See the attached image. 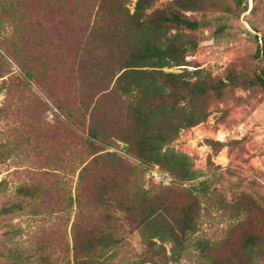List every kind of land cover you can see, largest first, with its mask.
I'll return each instance as SVG.
<instances>
[{"label": "trees", "instance_id": "trees-1", "mask_svg": "<svg viewBox=\"0 0 264 264\" xmlns=\"http://www.w3.org/2000/svg\"><path fill=\"white\" fill-rule=\"evenodd\" d=\"M36 1L53 17V37L38 44L48 56L33 61L41 64L43 74L36 76L28 61L20 62L23 76L15 77L10 86L29 88L30 82H38L67 129L85 132L79 137L87 152L82 153L83 159L93 157L82 167L76 188L77 216L85 226H81L82 234L73 226L74 264H175L198 231L203 201L208 199L203 182L186 187L174 184L166 190L144 189L137 181L141 166H131L114 153H97L121 142L142 166H158L178 182L197 178L190 158L170 144L181 131L204 122L211 104L222 101L239 86L236 72L230 69L224 78H217L203 68L181 73L164 69L188 66L186 57L199 45L195 33L213 25L212 35L222 37L226 17L205 18L206 11L219 5L209 0H169L159 7V0ZM232 1L237 7L243 3ZM19 7L16 1L0 0V12L15 13ZM220 7L224 13L231 12L225 4ZM246 10L243 7L241 12ZM187 12L201 13V18ZM21 42L30 43L22 37ZM259 56L264 58V38L257 50ZM0 64L6 71L0 77L10 73L2 57ZM255 84L264 93V69ZM37 147L43 149L45 144ZM13 149L15 145L5 149L7 156ZM102 162L107 164L104 173L99 172ZM54 163L62 162L54 157ZM72 165L73 160L69 167ZM90 174L95 180L86 192L84 179ZM35 180V190L18 187L17 194L25 198L2 207L0 214L31 207L23 199L35 201L32 207L37 209L47 194L64 197L58 175L49 182L45 177ZM169 191L174 193L173 199L164 196ZM72 201L63 199L62 204L71 205ZM128 240L138 243L135 258L115 263L106 257ZM165 241L171 243L169 255L162 245ZM246 242L254 244L251 238ZM197 245L209 264L241 263L237 252L217 258L205 250L203 242Z\"/></svg>", "mask_w": 264, "mask_h": 264}, {"label": "rangeland", "instance_id": "rangeland-1", "mask_svg": "<svg viewBox=\"0 0 264 264\" xmlns=\"http://www.w3.org/2000/svg\"><path fill=\"white\" fill-rule=\"evenodd\" d=\"M12 1L20 3L19 11L0 12V19L4 20L0 26V57L6 60L10 72L0 77V209L25 198L17 194L18 187L35 190L37 177H45L49 182L53 175H58L64 197L47 194L39 200L37 209L32 207L35 201L23 199L31 207L0 214V264H74L73 226L80 234L85 226L77 216L76 188L82 167L93 156L83 159L82 153L87 152L79 137L85 136V132L71 133L67 129L65 120L58 116L51 98L38 82H30L29 88L10 86L15 77L23 76L22 62L28 61L36 76L43 74L41 64L33 61L48 56L42 54L38 44L54 35L51 12L42 10L36 0ZM168 1L159 0L156 7ZM209 1L219 5L206 11L204 17L212 20L225 16L224 35L214 37L213 25L200 29L195 33L199 45L186 57L188 66L164 69L181 73L184 69L203 68L217 78H224L230 69L236 72L239 86L222 101L211 104L204 122L181 131L170 144L176 152L190 158L197 178L178 182L158 166H142L121 142L100 150L97 155L114 153L131 166H141L142 174L137 181L144 189L166 190L174 184L186 187L189 183L203 182L208 199L203 201L198 231L186 243L175 264H209L198 248L200 241L213 257L237 252L242 257L239 264H264V93L255 84L256 76L264 69V58L257 57L264 38V0H243L240 7L232 0ZM222 4L231 12L224 13ZM243 7L247 9L245 12H241ZM186 14L201 18V13ZM21 37L32 46L22 43ZM2 72L6 71L0 69ZM38 143H44L45 147L38 148ZM14 145L16 149L7 156L5 149ZM54 157L62 163H54ZM104 166L107 164L102 162L99 172H106ZM160 176L163 181L157 180ZM93 180L91 174L84 179L86 192ZM164 196L175 197L170 191ZM67 198H72L71 205L62 204ZM248 238L254 244L247 243ZM162 245L169 255L171 243L165 241ZM137 249V241L128 240L107 252L106 257L115 263L127 257L132 260Z\"/></svg>", "mask_w": 264, "mask_h": 264}, {"label": "built area", "instance_id": "built-area-1", "mask_svg": "<svg viewBox=\"0 0 264 264\" xmlns=\"http://www.w3.org/2000/svg\"><path fill=\"white\" fill-rule=\"evenodd\" d=\"M157 180H158V181H163L164 178H163V176H160V177L157 178Z\"/></svg>", "mask_w": 264, "mask_h": 264}]
</instances>
